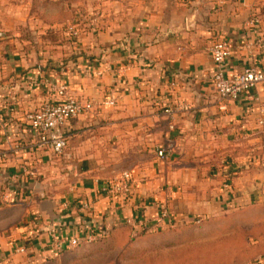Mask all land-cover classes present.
<instances>
[{
  "label": "crops",
  "instance_id": "1",
  "mask_svg": "<svg viewBox=\"0 0 264 264\" xmlns=\"http://www.w3.org/2000/svg\"><path fill=\"white\" fill-rule=\"evenodd\" d=\"M110 1L69 0L73 7L65 8L78 20L84 14L79 4ZM59 3L0 0V146L7 136L12 142L23 137L24 114L53 101V83L65 82L69 93L95 105L68 123L71 139L57 161L26 152L25 176L12 157L0 164V256L10 264H35L37 253L42 260L59 254L50 251L54 236L109 229L123 242L128 219L136 230L162 229L264 201V81L220 103L209 51L223 37L231 47L226 75L248 65L264 72V0H115L107 24L99 18V28L74 35L75 53L64 71L57 69V44L22 36L27 28L28 35L48 34L35 24L53 27ZM111 91L116 106H102ZM60 164L70 173L63 188L48 181ZM123 171L130 172L133 191L100 193L101 183ZM14 182L22 187L13 188ZM164 203L173 212L171 224L156 221ZM22 245L28 255L14 252Z\"/></svg>",
  "mask_w": 264,
  "mask_h": 264
},
{
  "label": "rangeland",
  "instance_id": "2",
  "mask_svg": "<svg viewBox=\"0 0 264 264\" xmlns=\"http://www.w3.org/2000/svg\"><path fill=\"white\" fill-rule=\"evenodd\" d=\"M59 1L58 16L60 18L53 27L39 26V22L35 24L37 28L48 30V34L28 35L26 34L27 28V30L23 29L22 32L25 34L22 36L34 44L35 41L41 44L46 40L54 43V45L57 44V64L59 65L57 69L64 71L67 68L68 60H71L75 53L72 48V41H75L73 40L74 35L81 33L82 36L83 33L85 34L86 31L90 30L91 25H97L99 28L101 25L99 18H102L104 23L105 17L114 13L117 5L115 0H111L108 4H93L90 6L91 8L87 4H79L77 7H82L79 13L81 11L84 14L80 13L79 19L76 20V16L71 17L66 10L68 7H73L68 2L69 0ZM42 7L44 8L45 5ZM48 9L54 11L56 6L48 5ZM102 13H104L103 16H101ZM45 15L50 17L52 13ZM94 17H96L95 22H92L91 18ZM105 23L107 24L106 21ZM71 30L76 31L75 34ZM67 32H70V35ZM16 138L17 136L13 137V140ZM36 164L32 166L41 167L38 166L39 163ZM36 168L30 169L32 175L36 174ZM68 175H70L68 165L60 164L54 173L48 175V181L54 185L58 182V185H62L60 187L63 188L70 183ZM2 181L5 180L1 179L0 183ZM20 183L10 184L13 188L18 189L22 187L19 185ZM48 192L50 193V190H46V193ZM196 220L200 221L193 226L152 233L144 237L134 236L131 238L132 236H130L126 242H120V240L115 242L114 239L108 237L94 246L81 248L85 245H79L80 247L66 248L57 256L45 260H42V256L37 253L35 258L38 262L35 264H166L170 262L169 260L187 258L188 255L192 258L188 259L185 264H257V261L264 258V201L231 209L215 217ZM173 226H175L174 223ZM151 229L154 230V228ZM132 235H136V233Z\"/></svg>",
  "mask_w": 264,
  "mask_h": 264
},
{
  "label": "built area",
  "instance_id": "3",
  "mask_svg": "<svg viewBox=\"0 0 264 264\" xmlns=\"http://www.w3.org/2000/svg\"><path fill=\"white\" fill-rule=\"evenodd\" d=\"M73 34L76 31L71 30ZM210 56L215 65V72L212 76V86L215 97L220 103L237 99L240 95L250 92L258 84L264 81V72L256 66L248 65L242 70L226 75L223 71L225 60L230 56L231 47L228 41L223 38H217L210 46ZM53 92V101L44 102L37 109L27 111L23 116V122L20 123V130L24 135L21 139L11 141L9 137L0 146V164H5L12 157L16 161L21 175H28V168L23 163V154L26 152L46 153L51 156L61 157L68 147L67 131L68 123L83 115L89 113L95 102L92 100H82L69 93L65 82L53 83L50 85ZM117 104V98L114 91H111L102 100V106L114 107ZM1 145V144H0ZM158 156L164 157L163 149L158 150ZM16 173L10 178L14 181L17 178ZM135 183L129 171H123L118 176L106 180L99 187L100 193L104 195H124L133 191ZM224 187H227L225 183ZM64 208L67 203L62 204ZM157 223H169L174 221L173 212L167 203L161 205L156 216ZM134 222V221H133ZM127 220V223H134ZM30 225L34 229L37 226L36 218L30 219ZM150 228V227H149ZM135 229V228H134ZM136 230V229H135ZM106 234V230L96 229L86 235L65 237L58 239L54 236L51 240L50 251L58 254L66 248H72L79 245L80 242L92 241ZM15 253H28L27 245L15 248ZM257 264H264V258L257 261ZM0 264H10L9 257L0 256Z\"/></svg>",
  "mask_w": 264,
  "mask_h": 264
},
{
  "label": "trees",
  "instance_id": "4",
  "mask_svg": "<svg viewBox=\"0 0 264 264\" xmlns=\"http://www.w3.org/2000/svg\"><path fill=\"white\" fill-rule=\"evenodd\" d=\"M67 137H68V142L70 141V139H71V132L69 131L68 133H67ZM52 161H57L60 157H56V156H51L50 154H48L47 155ZM80 168H83L84 166L83 165H81V164H79L78 165ZM200 220H193V221H191V222H187V223H182V224H177V225H175V226H168V227H166V228H162V229H151V228H149V227H142L141 229H137V230H135L134 229V227L133 226H129V224L128 223H122V225H123V227H125V229H126V234H125V242H126V240L130 237V236H132L131 238H134V236H136V237H144V236H146V235H149V234H152V233H158V232H163V231H168V230H178V229H180V228H182V227H189V226H193V225H195L196 223H198ZM113 233V232H112ZM111 232H110V230L109 229H107L106 230V234H104V235H102V236H100L98 239H96V240H94V241H84V242H89V243H95V242H98V241H104V240H106L108 237H110L111 236V234H112ZM134 233H136V235H132V234H134ZM118 238V237H117ZM185 257H183V258H178V259H176V260H174V261H171V260H169L170 262H167L166 264H185L186 263V261L188 260V259H190V258H192L190 255H188L187 256V258H185ZM41 264H43V263H41ZM198 264V263H197ZM200 264H203V263H200Z\"/></svg>",
  "mask_w": 264,
  "mask_h": 264
}]
</instances>
